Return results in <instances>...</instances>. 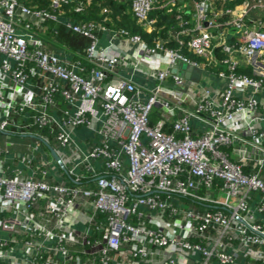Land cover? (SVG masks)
Here are the masks:
<instances>
[{"label": "built area", "instance_id": "2783aa9c", "mask_svg": "<svg viewBox=\"0 0 264 264\" xmlns=\"http://www.w3.org/2000/svg\"><path fill=\"white\" fill-rule=\"evenodd\" d=\"M22 1L0 0V231L25 237L0 235V262H9L11 242L26 264H60L69 244L92 246L67 223L86 205L90 222L106 216L102 246L86 264H264V24L248 18L250 3L215 13L217 0H195L194 28L180 15L178 29L149 42L105 24L61 22L74 0H49L45 9ZM179 1L132 0L131 12L152 33L151 13ZM86 6L78 1L74 12ZM223 16L239 36L214 44L209 30L223 26ZM44 24L88 39L85 57L49 51ZM186 48L218 68L220 98L203 87L191 95L172 72L201 68ZM241 60L252 76L238 72ZM137 72L153 87L132 80ZM155 108L161 114L152 123ZM79 129L93 138L85 147Z\"/></svg>", "mask_w": 264, "mask_h": 264}, {"label": "crops", "instance_id": "0c3cea01", "mask_svg": "<svg viewBox=\"0 0 264 264\" xmlns=\"http://www.w3.org/2000/svg\"><path fill=\"white\" fill-rule=\"evenodd\" d=\"M25 1V0H24ZM186 2L189 4L187 5ZM245 1L249 0H241L240 5L244 3ZM182 9L179 11V15H189L190 19H187V25L186 27L189 29H192L195 27V23L193 21V17L195 14V8H194V2L195 0H182ZM250 3V2H249ZM26 4V3H25ZM219 4V6H218ZM193 6V9L191 11L190 8H185L189 6ZM225 2L222 0H217L215 1L214 4V11L215 13L221 10V9H226L230 7L224 6ZM185 6V7H184ZM39 9V8H38ZM65 12V11H64ZM73 12V11H72ZM72 12H65L66 14L63 16L64 18L61 19V22L67 20V21H75L76 19L73 17H70L72 15ZM192 12V13H191ZM69 13V14H68ZM74 13V12H73ZM248 18L255 20L257 22H261L264 24V0H253L252 3H250V9H248ZM211 15V14H210ZM211 18V17H210ZM247 18V20H248ZM232 19V18H231ZM185 21V20H184ZM230 22L229 17H220L217 18V23L220 25H223L219 27L217 30L211 29L209 30L214 36H216V39L213 40L214 44L222 42V43H233L236 38L239 36V34H236L235 31H233L232 25H224L225 22ZM75 22H80V21H75ZM44 26L47 28L43 34V38L45 39L46 42V48L49 51L56 52L60 55H65L67 56V59L70 61H75V60H82L85 57V53L87 50V47L89 45V40L84 38L83 36H80L78 34L72 33L64 28V26L60 24H44ZM179 28V27H178ZM176 28V29H178ZM62 30V31H61ZM65 34H71L72 35V41L73 43H68L63 37V33ZM101 43L107 44L108 41L111 39L112 34L110 33H101ZM185 37V36H184ZM187 38V37H185ZM118 41V40H117ZM174 45L176 46V42L173 40ZM169 45V44H168ZM174 47V46H173ZM185 53L192 59L198 61L200 63V66L202 69V75H201V80L200 82H195L191 80H185L186 86L192 90L191 95H194V90H196L198 87H203L205 89H208L214 98H220L221 93L224 91L225 85L224 82L221 81L217 75L216 72L218 68L211 67L214 70L209 69L208 67L206 68V63L207 60L203 58H199L195 55H193L191 52L188 51V49H185ZM220 52L219 49L216 50V55L219 58L220 57ZM241 65L238 69V72L244 73L247 75L252 76L254 74L252 66H248L244 61L241 60ZM214 65V64H213ZM184 66V65H183ZM224 68V67H223ZM222 68V69H223ZM117 72L119 73V76L122 77H127L129 76L128 72L123 68L119 67ZM132 80L137 82L138 84L146 85L149 88H152L154 83L148 81V79L143 75L141 72L134 73L133 76L131 77ZM192 83H196V86H194ZM261 97L264 98V90L261 93ZM80 130V135L82 140L79 142V144L82 147H85V143L87 141L93 140L91 137V134L88 133L85 129H79ZM82 130V131H81ZM85 130V131H83ZM169 130V129H168ZM18 143L22 142L21 140H17ZM28 143V142H26ZM12 152L13 155L17 156L22 152V149L17 148L16 146L12 147ZM53 157V156H52ZM54 159V158H53ZM53 159L49 158V160L53 161ZM56 181L62 182L63 180L58 178L56 176ZM83 210L85 211L86 214H83L80 217L77 218H68L67 223L75 233L76 237L78 239H81L84 235H88L89 239L92 241V246H80L77 244H69V256L68 257H63L62 255L58 257V260H60V264H86L88 262H93L96 260V253L98 252L102 246V230H101V225L106 224V216L104 215H96L94 216V219L92 222L89 221L90 216L92 215V207L89 208L85 205L83 207ZM41 222L44 224H47L49 226H52V221L49 216H46L45 214L40 217ZM0 235L3 238H8L10 241L13 240H21L25 237V230H21L18 234H11L5 231H0ZM97 242V243H96ZM96 243V244H95ZM56 245L55 241H48L46 242V247ZM7 251H9V262H4L1 261L0 264H15L17 262H23L26 264V261L28 262L29 259L25 258V254L22 253L20 250L16 248L15 243H12L9 245ZM79 257V261L76 260V258Z\"/></svg>", "mask_w": 264, "mask_h": 264}, {"label": "trees", "instance_id": "16d2710c", "mask_svg": "<svg viewBox=\"0 0 264 264\" xmlns=\"http://www.w3.org/2000/svg\"><path fill=\"white\" fill-rule=\"evenodd\" d=\"M26 5L34 8L45 9L49 6V0H25ZM81 0H74L69 6L64 7L65 12H74L77 2ZM87 1L86 11L82 14L73 13L70 17L75 18V21L81 22H95L98 24H105L110 28L115 29H125L131 34L141 35L143 39L151 42V38H166L168 32L173 28H178L180 24L179 11L182 9V2H177L175 6H170L163 9H156L151 13V17L156 20V30L152 33L145 31L137 22L135 21L133 14L131 12L132 0H85ZM159 5L166 4L169 0H158ZM241 0H226V7H233L240 3ZM188 5L189 3L185 1ZM219 6V4H218ZM185 7V6H184ZM190 8L191 11L193 6L185 7ZM104 9L108 10L104 13ZM192 13V12H191ZM66 14V13H65ZM69 14V13H68ZM62 15L61 19H63ZM183 19L187 21L190 19L189 15H183ZM62 31V30H61ZM64 39L68 43H73L72 35L62 34ZM171 47L175 46L174 42L170 41L168 43ZM152 123H154L152 121Z\"/></svg>", "mask_w": 264, "mask_h": 264}, {"label": "water", "instance_id": "95a60500", "mask_svg": "<svg viewBox=\"0 0 264 264\" xmlns=\"http://www.w3.org/2000/svg\"><path fill=\"white\" fill-rule=\"evenodd\" d=\"M172 72L185 78L186 80L200 82L203 71L200 68H194L192 66L178 65L172 68ZM52 153L55 154L53 150Z\"/></svg>", "mask_w": 264, "mask_h": 264}, {"label": "rangeland", "instance_id": "374dc122", "mask_svg": "<svg viewBox=\"0 0 264 264\" xmlns=\"http://www.w3.org/2000/svg\"><path fill=\"white\" fill-rule=\"evenodd\" d=\"M252 1H253V0H249L250 3H252ZM22 2L26 3V1H24V0H23ZM209 69L214 70V69H212V68H209ZM214 71H215V70H214ZM160 114H161V110L158 109V108H155L154 111H153V113H152V116H151L152 121H153V122H156V121L160 118ZM81 131H82V130H81ZM83 131H85V130H83ZM77 133H78L77 140L80 142V141L82 140L81 135H80V134H81V133H80V130H77ZM88 133H89V132H88ZM0 138H1V136H0ZM21 141H22L23 143H25V142H30L29 140H24V139H21ZM54 145H55V147L57 146L55 143H54ZM45 151L47 152V154L49 155V157H50L51 159H53V157H52L51 154H50V151L47 150V149H45ZM184 202H186V201H184Z\"/></svg>", "mask_w": 264, "mask_h": 264}]
</instances>
